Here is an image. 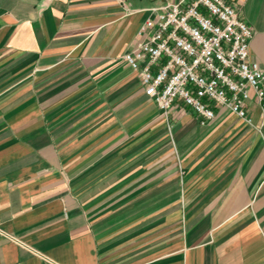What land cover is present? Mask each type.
Instances as JSON below:
<instances>
[{"label": "crops", "instance_id": "obj_1", "mask_svg": "<svg viewBox=\"0 0 264 264\" xmlns=\"http://www.w3.org/2000/svg\"><path fill=\"white\" fill-rule=\"evenodd\" d=\"M178 1L0 0V264H264L259 106L163 113L122 60Z\"/></svg>", "mask_w": 264, "mask_h": 264}, {"label": "built area", "instance_id": "obj_2", "mask_svg": "<svg viewBox=\"0 0 264 264\" xmlns=\"http://www.w3.org/2000/svg\"><path fill=\"white\" fill-rule=\"evenodd\" d=\"M238 1L167 3L140 26L139 43L122 60L163 113L179 101L202 125L213 119L214 107L250 123L253 100L264 123V70L249 58L253 30L239 17Z\"/></svg>", "mask_w": 264, "mask_h": 264}]
</instances>
